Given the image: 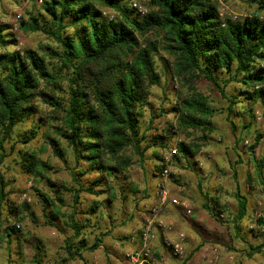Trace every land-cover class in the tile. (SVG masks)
Instances as JSON below:
<instances>
[{
    "label": "clouds",
    "instance_id": "1",
    "mask_svg": "<svg viewBox=\"0 0 264 264\" xmlns=\"http://www.w3.org/2000/svg\"><path fill=\"white\" fill-rule=\"evenodd\" d=\"M113 3L0 0V264H264V0Z\"/></svg>",
    "mask_w": 264,
    "mask_h": 264
},
{
    "label": "trees",
    "instance_id": "2",
    "mask_svg": "<svg viewBox=\"0 0 264 264\" xmlns=\"http://www.w3.org/2000/svg\"><path fill=\"white\" fill-rule=\"evenodd\" d=\"M67 2V0H66ZM100 3L103 5V6H106L107 8L111 9V8H114L115 7V4L113 3V0H100ZM98 11L100 9H97ZM169 12L171 14V9H169ZM173 19H175V16L173 15ZM90 27H92L93 29V32L95 31V24L94 23H91L90 24Z\"/></svg>",
    "mask_w": 264,
    "mask_h": 264
},
{
    "label": "rangeland",
    "instance_id": "3",
    "mask_svg": "<svg viewBox=\"0 0 264 264\" xmlns=\"http://www.w3.org/2000/svg\"><path fill=\"white\" fill-rule=\"evenodd\" d=\"M44 47H45V48H50L51 45H49V44H45Z\"/></svg>",
    "mask_w": 264,
    "mask_h": 264
}]
</instances>
